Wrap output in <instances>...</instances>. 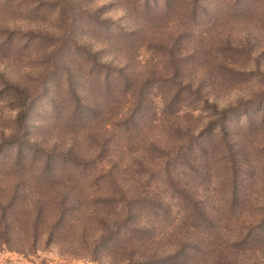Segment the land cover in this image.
Masks as SVG:
<instances>
[{
    "label": "rangeland",
    "instance_id": "rangeland-1",
    "mask_svg": "<svg viewBox=\"0 0 264 264\" xmlns=\"http://www.w3.org/2000/svg\"><path fill=\"white\" fill-rule=\"evenodd\" d=\"M4 211L0 264H264V0H0Z\"/></svg>",
    "mask_w": 264,
    "mask_h": 264
},
{
    "label": "trees",
    "instance_id": "trees-1",
    "mask_svg": "<svg viewBox=\"0 0 264 264\" xmlns=\"http://www.w3.org/2000/svg\"><path fill=\"white\" fill-rule=\"evenodd\" d=\"M224 113L221 110L220 115L222 116ZM187 145H189V144L186 143V145L184 147H186ZM182 147H183V145L181 143L179 149H182ZM6 220H7V215H6V212L4 211L0 215V227H2V228L3 227H8L6 225ZM149 228H151V227H147L146 228V231H150ZM7 231L6 232H3V233H0V242H1V245L2 244H5L6 245L9 242V240H10V237L8 236V232ZM147 238L150 239V237H147ZM149 239H144L141 242H146V240L149 241ZM131 240H133V239H131ZM119 243H121V242L120 241H116V244L114 245V247H116V248L118 247L119 248V245H120ZM126 258L128 260L126 264H136V263L139 264L141 262H145L144 260H150L151 258H154V256L151 255L150 257L149 256H146V258H144L143 256L135 257L134 253L133 254H128L127 253V257ZM146 263H148V262H146ZM178 263L182 264L183 262H178Z\"/></svg>",
    "mask_w": 264,
    "mask_h": 264
}]
</instances>
